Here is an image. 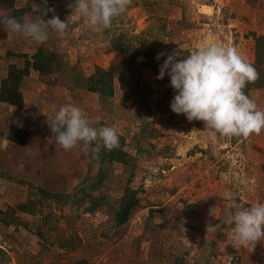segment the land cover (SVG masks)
I'll return each instance as SVG.
<instances>
[{"label":"rangeland","instance_id":"obj_1","mask_svg":"<svg viewBox=\"0 0 264 264\" xmlns=\"http://www.w3.org/2000/svg\"><path fill=\"white\" fill-rule=\"evenodd\" d=\"M32 3L0 0V15L33 20L55 15L67 21L68 33L61 38L50 30L48 41L39 44L0 26V75H6L9 63L23 65L24 57L12 53L30 56L39 47L56 51L74 68L50 75L31 70L21 83L24 105L0 102V209L22 221L17 229L0 222V247L6 251L0 263L66 264L83 259L86 264H173L180 256L183 264H264V240L249 253L235 246L231 226L224 223L228 212L235 211L224 198L226 191L245 208L264 203V130L248 139L219 137L209 142L202 121L188 122L171 111L174 91L169 77L155 78L166 58L157 61V53L177 49L187 55L213 41L234 45L253 63L255 37L264 34V0H132L112 22L113 29L136 36L139 42H133L141 49L147 42L151 52L148 58L139 54L137 65L123 74L124 88L115 79V92L104 102L66 83L73 84L80 73L88 76L97 65L113 70L120 58L107 34L71 14L68 0H35L42 11L54 10L44 16ZM259 69L264 74V57ZM247 95L264 110V81ZM69 104L79 107L92 127H115L124 137L123 148L136 157L130 185L138 204L119 227L111 226L104 207L84 211L40 192L73 191L99 167L98 153H85L81 146L64 151L52 136L48 123ZM11 124L31 131L26 145L6 139ZM107 168L108 182L92 193L116 204L128 170L120 163ZM20 203L32 212L19 211ZM207 224L216 231L206 232ZM68 238L74 248L61 246Z\"/></svg>","mask_w":264,"mask_h":264},{"label":"clouds","instance_id":"obj_2","mask_svg":"<svg viewBox=\"0 0 264 264\" xmlns=\"http://www.w3.org/2000/svg\"><path fill=\"white\" fill-rule=\"evenodd\" d=\"M47 0H44L46 4ZM132 0H74L67 6L78 19H83L90 29H110L115 18L124 14ZM34 11L41 6L33 0ZM53 9L43 10V16ZM0 26L17 36L43 44L49 39L50 30L63 38L67 35V21L53 15L51 19L33 20L29 16L0 15ZM168 43V42H165ZM166 57L155 77L170 79L174 91L171 111L184 115L188 122L202 121L208 129L209 142L219 137L248 139L264 130V110L245 92L248 84L259 79L256 68L246 61L231 44L208 42L201 44L190 54L183 55L177 49L161 51L155 59ZM56 144L64 151L81 146L87 153H98L119 147V135L115 127L94 128L83 111L74 105H64L48 123ZM230 201V209L224 223L231 226V239L235 246L252 253L258 242L264 240V203L242 207L231 191L224 193ZM215 208L210 210V214ZM216 226L207 224L206 232H215Z\"/></svg>","mask_w":264,"mask_h":264},{"label":"trees","instance_id":"obj_3","mask_svg":"<svg viewBox=\"0 0 264 264\" xmlns=\"http://www.w3.org/2000/svg\"><path fill=\"white\" fill-rule=\"evenodd\" d=\"M8 3H13V0H3ZM51 1V0H50ZM69 3L74 0H68ZM51 6V5H50ZM24 7L17 10L18 13L23 14ZM114 23V20H113ZM107 34L109 44L111 48L119 55L120 60L114 64L113 70L96 66L94 71L88 76L80 73L74 78V83L70 81L66 83L70 88L81 87L86 91L98 95L99 99L104 102L109 97L113 96L115 92V79H118L122 88L125 87V79L122 76L125 72L130 71L135 65H137L136 57L139 54H143L146 58L149 57L151 47L147 44L141 49L140 45L135 44L133 41L137 37H131V35L124 33L123 31L117 32L113 29V25L110 29L103 30ZM14 56L24 57L23 65L19 66L15 63H9L7 65V71L5 76L0 75V102L6 103L12 106L22 107L24 105V98L21 90V83L25 76L29 74L31 70H36L40 74L50 75L55 70L69 69L71 67L67 61L61 58L60 54L56 51H48L43 47H39L36 51L27 56L26 53H12ZM148 56V57H147ZM264 57V34L257 35L255 37V61L251 63L259 73V79L255 83L247 85L245 92L248 94L251 88L260 87L264 81V74L259 69V64ZM146 64V63H142ZM142 135L145 132V127L141 126ZM31 131L26 128L19 127L11 124L8 127V131L5 135L6 139L19 146H24L28 143ZM119 135V147L112 151H107L104 148L98 152L99 155V167L94 175L89 176V172L83 178L82 182L74 187L73 191L67 193L51 192L47 189H40V192L45 194L47 198L55 197L58 201L75 206L76 208H83L84 211L94 212L98 208L104 207L111 216V226L119 227L126 223L132 210L138 204L137 191L130 183L133 178V169L136 164V157L127 152L124 147V137ZM141 150V149H140ZM112 163H120L128 170L126 181L122 187L121 194L116 204L100 194L98 196L93 195V191L99 189L102 185L108 182V165ZM88 200L89 204L86 205L85 201ZM19 211L32 212L31 208L27 205L18 204ZM159 212H164L165 208L158 209ZM9 211H3L0 209V222L5 225H14L15 229L18 228L22 221L15 216L8 217ZM65 249L74 248L76 244L73 239H66L64 244H61ZM6 254L5 249L0 247V262L4 260ZM182 257L175 256L173 264H183ZM1 264V263H0ZM66 264H86L83 259L67 262Z\"/></svg>","mask_w":264,"mask_h":264}]
</instances>
